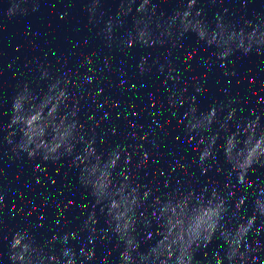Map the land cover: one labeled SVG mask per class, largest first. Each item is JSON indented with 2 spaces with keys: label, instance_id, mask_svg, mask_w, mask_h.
Listing matches in <instances>:
<instances>
[{
  "label": "clouds",
  "instance_id": "9594fccd",
  "mask_svg": "<svg viewBox=\"0 0 264 264\" xmlns=\"http://www.w3.org/2000/svg\"><path fill=\"white\" fill-rule=\"evenodd\" d=\"M17 243H19V242H17ZM13 246L15 247L16 245L14 244Z\"/></svg>",
  "mask_w": 264,
  "mask_h": 264
}]
</instances>
